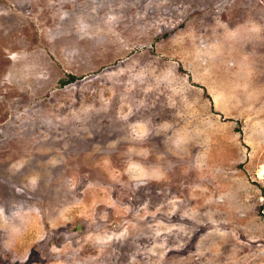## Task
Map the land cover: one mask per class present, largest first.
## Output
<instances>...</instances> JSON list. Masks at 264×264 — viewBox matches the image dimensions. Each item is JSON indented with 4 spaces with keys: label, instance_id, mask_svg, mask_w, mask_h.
I'll return each instance as SVG.
<instances>
[{
    "label": "rangeland",
    "instance_id": "374dc122",
    "mask_svg": "<svg viewBox=\"0 0 264 264\" xmlns=\"http://www.w3.org/2000/svg\"><path fill=\"white\" fill-rule=\"evenodd\" d=\"M0 264H264V0H0Z\"/></svg>",
    "mask_w": 264,
    "mask_h": 264
},
{
    "label": "bare ground",
    "instance_id": "6f19581e",
    "mask_svg": "<svg viewBox=\"0 0 264 264\" xmlns=\"http://www.w3.org/2000/svg\"><path fill=\"white\" fill-rule=\"evenodd\" d=\"M49 4V3H48ZM43 9V8H42ZM99 178V177H98ZM34 199V198H33Z\"/></svg>",
    "mask_w": 264,
    "mask_h": 264
},
{
    "label": "trees",
    "instance_id": "16d2710c",
    "mask_svg": "<svg viewBox=\"0 0 264 264\" xmlns=\"http://www.w3.org/2000/svg\"><path fill=\"white\" fill-rule=\"evenodd\" d=\"M71 79H73V78H71Z\"/></svg>",
    "mask_w": 264,
    "mask_h": 264
}]
</instances>
